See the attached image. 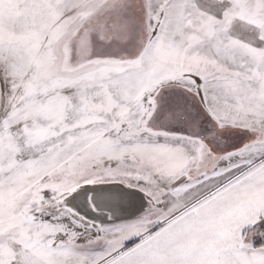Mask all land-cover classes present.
<instances>
[{"label":"snow or ice","instance_id":"6c2138e0","mask_svg":"<svg viewBox=\"0 0 264 264\" xmlns=\"http://www.w3.org/2000/svg\"><path fill=\"white\" fill-rule=\"evenodd\" d=\"M0 264H264V0H0Z\"/></svg>","mask_w":264,"mask_h":264}]
</instances>
